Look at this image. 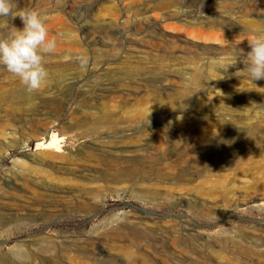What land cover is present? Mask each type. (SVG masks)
<instances>
[{
  "label": "rangeland",
  "instance_id": "rangeland-1",
  "mask_svg": "<svg viewBox=\"0 0 264 264\" xmlns=\"http://www.w3.org/2000/svg\"><path fill=\"white\" fill-rule=\"evenodd\" d=\"M155 1L154 31L139 13ZM159 1L14 0V17L0 18L4 37L23 29L15 15L37 10L57 41L36 92L0 66V264H264V79L236 59L264 31V0ZM130 74L156 89L143 135L122 126L145 106L146 92L120 102ZM132 139L156 144L141 170ZM196 141L193 163L184 154ZM114 148L129 162L118 172L86 155L89 172L67 168L80 149Z\"/></svg>",
  "mask_w": 264,
  "mask_h": 264
},
{
  "label": "clouds",
  "instance_id": "clouds-1",
  "mask_svg": "<svg viewBox=\"0 0 264 264\" xmlns=\"http://www.w3.org/2000/svg\"><path fill=\"white\" fill-rule=\"evenodd\" d=\"M14 0H0V18L14 17ZM19 16L23 29H15L0 37V66L19 78L29 92L38 91L46 83L49 71L46 57L57 46L56 39L49 38L48 18L37 10H26ZM250 51L240 50L237 60L242 57L244 75L251 81L264 79V31H257L248 40ZM83 63V61H82Z\"/></svg>",
  "mask_w": 264,
  "mask_h": 264
},
{
  "label": "bare ground",
  "instance_id": "bare-ground-1",
  "mask_svg": "<svg viewBox=\"0 0 264 264\" xmlns=\"http://www.w3.org/2000/svg\"><path fill=\"white\" fill-rule=\"evenodd\" d=\"M171 5H172V1H170V0H161V1L158 2L157 9L158 8L159 9H168V8H170ZM250 6H251L250 10H253V6L254 5L250 4ZM155 11H156V1H155L154 5L152 7L148 8V9H145V12L141 11L139 13V15H144L145 14V16H143L142 22L144 24H146L149 28H154V31L156 30V27L152 25V23L150 21V15H146V14H148V12H155ZM245 12L248 13L249 11L246 9ZM248 24H254V23L251 22V21H248ZM145 30H146V28H145ZM139 47H141V46H139ZM230 47H232V45H230ZM238 49L242 50L244 48L238 47ZM142 52H147V51H142ZM128 79L130 80V82L126 84L127 91H125V93L120 96L121 97V101L120 102H125V101L129 100V98H132V97L137 98L138 96L134 95L135 93L139 94L140 92H146L145 93L146 94V98L143 99V104L145 106L143 108L137 109L134 112V114L129 115L128 118L125 119L126 121L124 122V124L122 126H124L126 123H130V125L134 126V129H136L134 131V133H133L134 135L135 134H142L143 135L145 130L148 127L152 128V125H149V124H152L151 122L154 119L152 117H151L150 120H147V119L149 118V115H151V112L155 111V107H156V89H154L152 87H147L146 83H141V82H137L134 85V82L132 80V75L131 74L128 75ZM199 81H201L202 84L201 83H200V85L198 84L199 85L198 89H201V87H203L205 85V83H203V81H205V78H204L203 75L200 77ZM153 86L156 87V81L155 80H153ZM144 87L145 88L146 87L149 88V91L145 90V89H144L145 91H140ZM103 94L106 95V92H104ZM104 95H100V96H104ZM186 95H187V97H189L190 93L188 92V93H186ZM212 125H217V123H214ZM107 126H111V122H109ZM127 126H129V125H127ZM186 133H188V132L186 131ZM132 141L134 143L139 144L138 148L135 150V153L138 154V159L141 158L139 161L135 162V164H133L132 167H133V169L141 170L142 169L141 163L144 160L153 159L152 161H154L156 159L155 158L156 157V144L152 145L149 142L138 143V142H136V139H132ZM162 142H163L162 143L163 146L160 147V149L161 150H165V148H166V146H168V144L166 145L164 141H162ZM169 143L171 145H173V146H178L179 144H186L187 140L186 139L182 140V138H180L179 136H175L173 139L170 140ZM204 145H205V143L203 141H196L195 147H196V149L198 151L187 152L186 154H184L188 158V161L194 163V161L199 160L200 157L204 155L203 152H202V149H203ZM180 153H182V155H183L182 151ZM122 154H123V151L120 152V150H117L116 148H114L112 150H107V151L105 150V152H102V153H93V154H88L86 151L80 149V150H78L76 152L75 155L72 156L71 154H69V155L65 156L64 158L68 160L67 168H69L71 170H76V171L85 170V169H83V168H85V165L83 163H80V161L82 159H84L85 158L84 156L86 155L88 161H91V162L94 163L92 165H95L97 168L102 169V170H106V171H110V172L113 171V173H114V172H118V169L120 170L121 167L123 166V164L125 165L126 163H129L128 161L122 159V157L120 156ZM177 155L179 156V154H177ZM181 157L180 156L177 157L176 160H175V163H178L179 165H182L183 161H182ZM89 164H91V163H89ZM129 166H131V165H129ZM87 170H89V169H87ZM87 170H85V171H87ZM87 172H89V171H87ZM70 191L71 190L68 189L67 192H65V193H70ZM136 235L137 234H135L134 232L131 234L132 238L135 241L134 245L137 248V251L135 253H133V254L137 255V256H135L136 259H139V258L143 257L141 250H142V248L146 247V244H144V241L142 240V237H139V235H137L138 236L137 237ZM117 249L119 251H121L122 253H130L131 250H132L131 247L126 246V245H117ZM15 260L17 262H19V263L23 262V264H25V262H26V259L20 257L19 255H16Z\"/></svg>",
  "mask_w": 264,
  "mask_h": 264
},
{
  "label": "water",
  "instance_id": "water-1",
  "mask_svg": "<svg viewBox=\"0 0 264 264\" xmlns=\"http://www.w3.org/2000/svg\"><path fill=\"white\" fill-rule=\"evenodd\" d=\"M47 147V144L44 141L36 142L34 144V149H44Z\"/></svg>",
  "mask_w": 264,
  "mask_h": 264
}]
</instances>
